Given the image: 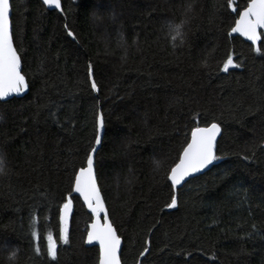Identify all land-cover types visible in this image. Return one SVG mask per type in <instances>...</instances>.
Wrapping results in <instances>:
<instances>
[{"label": "trees", "instance_id": "16d2710c", "mask_svg": "<svg viewBox=\"0 0 264 264\" xmlns=\"http://www.w3.org/2000/svg\"><path fill=\"white\" fill-rule=\"evenodd\" d=\"M62 3L58 11L11 0L29 91L0 101V264H57L46 255L49 231L58 264H98V247L85 242L91 217L76 194L69 243L58 238L59 206L94 144L98 112L105 131L97 179L123 239V264H264V54L230 36L238 14L228 0ZM181 21L177 35L172 26ZM262 42L264 31V53ZM229 53L240 66L225 73ZM214 120L223 129L221 159L166 208L168 170L191 128ZM146 241L150 252L140 257Z\"/></svg>", "mask_w": 264, "mask_h": 264}, {"label": "snow or ice", "instance_id": "6c2138e0", "mask_svg": "<svg viewBox=\"0 0 264 264\" xmlns=\"http://www.w3.org/2000/svg\"><path fill=\"white\" fill-rule=\"evenodd\" d=\"M44 5L55 6L61 8V0H43ZM228 7L232 9V14H238L235 24L230 29L229 34L239 33L252 41H261L262 31H264V0H248L247 6L241 10L238 6L233 7V0H228ZM186 12L192 11V5L188 4ZM187 21H181L180 24L173 25V30L180 35V29ZM71 36L73 33L68 32ZM264 43V42H262ZM254 51L258 54L262 53L260 46H256ZM204 63H207L205 58ZM234 60L232 53L227 55L223 62L222 71L227 73L232 67H239ZM93 66L91 62L87 65L88 79L91 81V89L97 90V84L93 79ZM26 77L21 72V56L18 54L14 46V38L10 25V0H0V101L13 94L19 95L28 88ZM104 125L102 113L96 116V133L94 144L86 154L84 166L74 171V177L70 192L62 199L64 202L59 206V241L63 244L69 243L68 219L73 210V194H78L77 199H82L83 204L89 210L91 224L86 229V243L92 244L98 242L99 259L98 264H121V236L117 234V229L109 218V212L106 208L105 201L98 187L97 176L95 172V153L98 151L96 146L102 143L101 129ZM221 124L215 120L205 127L197 125L191 128L190 137L186 138L181 151L178 154L176 162L170 167L167 173V179L171 182L170 187L175 190L177 186L186 183V178L192 174L212 165L215 161L221 159L217 156L218 136L221 134ZM243 159L248 160L250 157L244 156ZM157 167L160 166L159 161H155ZM178 198L173 191L169 203L165 204L166 208L172 209L177 207ZM37 217L32 216V225L30 235L34 241L39 239L36 229ZM102 221V222H101ZM255 228V225H253ZM47 241L46 255L52 261L58 264V247L57 240L52 232H48L44 237ZM148 241L143 251L139 253L140 257H145L150 252ZM33 254L41 256V249L37 244L32 248ZM15 255V253H13ZM139 264V261H138Z\"/></svg>", "mask_w": 264, "mask_h": 264}, {"label": "water", "instance_id": "95a60500", "mask_svg": "<svg viewBox=\"0 0 264 264\" xmlns=\"http://www.w3.org/2000/svg\"><path fill=\"white\" fill-rule=\"evenodd\" d=\"M40 1L43 3V0H40ZM45 6H47L49 9L62 11L63 3H62V0H61V8H59V9L55 8V6H49V5H45ZM11 18H12V5H11V0H10V25H11V31H12V20H11ZM234 23H235V22H234ZM262 32H263V31H262ZM230 36H239V37H241V38H242L243 40H245L246 42H249L250 44H252V45L254 46L253 48H255L256 46H260V43H261V41H262V35H261V41L256 42L255 45L253 44L252 41H249L246 37L242 36V35L239 34V33L230 34ZM14 46H15V44H14ZM17 52H18V51H17ZM18 54H19V52H18ZM19 55H20V54H19ZM232 68H233V67H232ZM21 72H22V74H23V63H22V59H21ZM25 77H26V76H25ZM26 82L28 83L27 78H26ZM28 85H29V84H28ZM28 91H29V86H28V88H27L23 93H21V94H19V95L13 94V95H11L10 97L6 98V101L9 100V99H12V98H14V97H23L24 95H26V94L28 93ZM221 129H222V127H221ZM104 131H105V125H103V128L101 129L102 140H103V136H104ZM222 133H223V129H222L221 134H220V135L218 136V138H217L218 141H219L220 137L222 136ZM101 145H102V143H101L100 145L96 146V147L98 148V150L100 149ZM97 152H98V151H97ZM97 152L95 153V172H96V160H97V159H96V155H97ZM212 165H213V164H212ZM212 165L208 166L207 168L201 170V171L198 172V173L192 174L190 177L186 178V181H189L191 178H194V177H196V176H199V175H201V174L207 172L208 170H210V167H212ZM96 176H97V172H96ZM97 182H98V179H97ZM170 183H171V182H170ZM184 184H185V183L182 182V185L177 186V188L174 190L175 193H177L178 189L181 188ZM100 186H101V185H99V182H98V187L100 188ZM100 191H101V188H100ZM101 195H102V197H103V199H104V196H103V194H102V191H101ZM76 196H78V194H76ZM81 201H82V199H81ZM104 201H105V199H104ZM82 203H83V201H82ZM83 205H84V204H83ZM105 205H106V208L108 209L106 202H105ZM84 206H85V205H84ZM85 208H86V206H85ZM86 209H87V208H86ZM87 211L89 212L88 209H87ZM108 212H109V210H108ZM109 218H110V214H109ZM110 220H111V218H110ZM101 222H102V221H101ZM111 222H112V220H111ZM90 224H91V222H90ZM90 224H89V225H90ZM114 227H115V226H114ZM115 228H116V227H115ZM116 229H117V228H116ZM117 234L119 235L118 231H117ZM86 235H87V234H86ZM85 241H86V240H85ZM86 245H87L88 247H94V246H96V247H98V249H99L98 242H93L91 245L86 243ZM122 248H123V239L121 238L120 258H121V254H122ZM121 264H123V263H122V259H121Z\"/></svg>", "mask_w": 264, "mask_h": 264}]
</instances>
